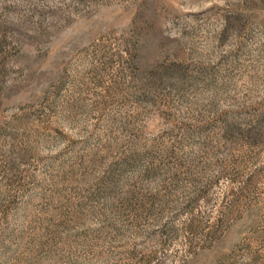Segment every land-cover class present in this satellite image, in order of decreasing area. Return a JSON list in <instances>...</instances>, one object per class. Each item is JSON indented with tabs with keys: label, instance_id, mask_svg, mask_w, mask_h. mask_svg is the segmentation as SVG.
<instances>
[{
	"label": "rangeland",
	"instance_id": "obj_1",
	"mask_svg": "<svg viewBox=\"0 0 264 264\" xmlns=\"http://www.w3.org/2000/svg\"><path fill=\"white\" fill-rule=\"evenodd\" d=\"M0 264H264V0H0Z\"/></svg>",
	"mask_w": 264,
	"mask_h": 264
}]
</instances>
